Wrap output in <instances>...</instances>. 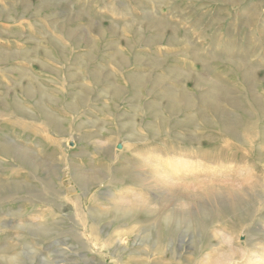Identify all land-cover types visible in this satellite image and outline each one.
<instances>
[{
	"label": "rangeland",
	"instance_id": "rangeland-1",
	"mask_svg": "<svg viewBox=\"0 0 264 264\" xmlns=\"http://www.w3.org/2000/svg\"><path fill=\"white\" fill-rule=\"evenodd\" d=\"M0 264H264V0H0Z\"/></svg>",
	"mask_w": 264,
	"mask_h": 264
}]
</instances>
